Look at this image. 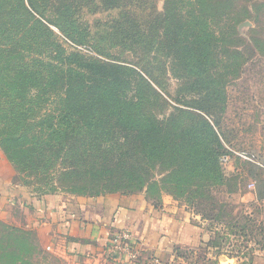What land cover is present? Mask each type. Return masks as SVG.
I'll return each mask as SVG.
<instances>
[{
  "label": "trees",
  "instance_id": "16d2710c",
  "mask_svg": "<svg viewBox=\"0 0 264 264\" xmlns=\"http://www.w3.org/2000/svg\"><path fill=\"white\" fill-rule=\"evenodd\" d=\"M154 1H103L105 7L117 9V17L109 18L110 29L104 35L122 43V52L133 58L130 64L94 43L90 44L108 60L66 54L52 40L55 63L42 61L34 78L17 74L0 82L8 105L0 108V141L15 164L42 170L52 166L54 177L65 187L94 195L103 191L146 193L167 184L191 189L187 197L192 200L198 196L197 190L225 185L220 157L227 149L218 122L210 124L197 115L196 121L187 117L182 126L179 113L167 121L151 113L154 108L160 112L163 98L149 79L162 90L164 72L160 66L155 72L149 65V39L158 38L159 45L164 41L161 51L172 57L174 66L183 63L185 74H178L194 78L183 84L186 89L208 92L217 85L218 72L213 70L218 57L210 45L220 39L207 21L214 15L213 0H164L161 13L155 11ZM51 23L73 42H91L90 32L78 28V20L66 18L65 13L55 14ZM235 53H222L226 56L223 60L231 62L223 63L225 74H236L241 67ZM3 65L9 70L8 64ZM173 72L177 75L179 71ZM35 85L42 90L38 104L45 102L47 91L54 94L47 123L36 121L34 97L27 93ZM203 111L210 117L207 107ZM245 162L253 176L261 169L249 160ZM206 198L209 200V193ZM194 212L209 219L199 210Z\"/></svg>",
  "mask_w": 264,
  "mask_h": 264
},
{
  "label": "rangeland",
  "instance_id": "374dc122",
  "mask_svg": "<svg viewBox=\"0 0 264 264\" xmlns=\"http://www.w3.org/2000/svg\"><path fill=\"white\" fill-rule=\"evenodd\" d=\"M103 1L0 0V82L6 76L17 74H26L25 76L30 75L34 78L35 70L40 71L39 66L42 61L47 64L51 61L55 63L57 59L51 58L52 54L56 53L52 40H56L66 54L72 52L87 59L97 57L108 60V57L105 58L97 53L96 48L92 46L94 43L110 55L119 56L124 63L130 64L133 58L128 53L122 52V49H125L120 45L122 43L104 35L105 30L110 29L107 27L110 24L109 18L117 17V9L105 7ZM225 1L213 0L214 15L207 18L209 27L220 39L217 43L211 42L210 47L216 51L215 56L221 59L215 58L217 66L213 71L218 72L215 79L217 85L208 92L204 89L192 91L186 89L183 84L193 81L194 78L178 74H185L182 69L183 63L174 66L172 57L161 51L165 46L164 41L159 45L158 38L149 39L147 45L151 50L148 54L149 65L155 72L158 66L164 72L162 90L149 79L152 87L163 98L159 101L163 103L160 112L154 108L151 113L164 121L174 113H179L182 126L187 123V117L196 121L199 118L197 115L204 116L210 124L213 120L220 124V131L217 130L222 132V138L225 136L224 140L228 144L232 140L230 144L232 148L247 151L253 148L252 136L258 134L264 124V0H227L226 3ZM163 4L164 0L154 1L157 13L163 11ZM62 12L65 13L66 18L78 20L80 23L78 28L90 32L91 42H73L51 23L55 14L59 17L63 15ZM161 31L162 29L159 28L158 32ZM225 50L237 52L233 56L241 62V67L236 74L224 73L223 63H231L227 59L223 60V57H226L222 54ZM4 62L8 64L9 70L4 69L6 66L3 65ZM175 69L179 71L177 75L173 72ZM27 93L34 97V109L38 112L36 121L42 120L47 123L53 111L54 94L47 91L43 96L45 102L38 104L37 97L42 93L40 87L32 86ZM3 94L0 88V108H8ZM205 107L209 109L210 117L204 115ZM241 128L244 129L242 133H240ZM0 155L4 157L10 168L9 190L14 195L18 193L28 197H38L45 193H55L65 198L76 199L106 194L104 191L99 192L98 195L91 194L93 192L82 193L65 187L56 180V176L54 177L55 168L52 166L49 168L45 166L47 169L42 170L33 166L15 164L5 152L1 141ZM235 155L236 159L240 160V157ZM237 162L243 164V167L246 166L243 162ZM156 177L159 179L158 175ZM226 179L223 186L215 189L210 187L208 191L197 190L198 196L192 200L187 197L191 189L185 187L175 189L165 184L156 186L146 193L144 191L149 199L157 201L162 195L168 194L180 203L193 210H199L209 217L206 220L216 233L211 245L212 249L215 248L213 249L215 253L217 252L215 256L217 262L213 264H219V260H221L220 264H233V259L249 256L255 248L264 250V228L254 223L256 219L260 221L261 213H255L254 210L252 216L244 214L240 203L226 198L227 192L245 187L247 178L241 174L227 176ZM180 193L184 194L180 195ZM207 193L209 200L206 198ZM12 201V204L8 202L9 208L5 216H0V264H67L62 251V235L60 231L58 232L54 221L46 215L36 217L38 220L31 221V223L35 222L33 225L27 224V216H33L31 209L23 210L19 207L18 201L16 202L18 206L14 205L15 200ZM204 248L205 246L200 245L190 250L191 252L186 251L182 254L186 259L184 262L212 264L203 259L206 255Z\"/></svg>",
  "mask_w": 264,
  "mask_h": 264
},
{
  "label": "crops",
  "instance_id": "0c3cea01",
  "mask_svg": "<svg viewBox=\"0 0 264 264\" xmlns=\"http://www.w3.org/2000/svg\"><path fill=\"white\" fill-rule=\"evenodd\" d=\"M243 131L241 128L240 133ZM252 139V150H236L230 145L232 140L230 144L224 142V145L264 162V124ZM237 157L240 160L232 154L230 161L223 165L226 168L223 170L228 177L243 174L248 180L247 185L227 192L226 198L240 203L244 214L252 216L254 210L261 213L260 221L256 219L254 223L264 228V170L256 169L253 176L248 172L250 165L245 162L246 159L240 155ZM9 170L0 155V216H5L8 202L12 204V200L23 210L31 209L33 216H27V224L33 225L35 222L31 221L38 220L36 217L47 215L62 235V251L67 264H124L126 253L113 251L109 244L110 237L123 229L130 231V247L137 253L132 264H187L182 254L200 245L205 246L203 259L217 262V252L211 248L216 234L211 225L192 208L168 194L162 195L159 201L149 199L144 191L134 194L106 193L76 199L55 193L38 197L14 195L9 190ZM252 182L253 186H249ZM233 261V264H264V250L255 248L249 256Z\"/></svg>",
  "mask_w": 264,
  "mask_h": 264
},
{
  "label": "built area",
  "instance_id": "2783aa9c",
  "mask_svg": "<svg viewBox=\"0 0 264 264\" xmlns=\"http://www.w3.org/2000/svg\"><path fill=\"white\" fill-rule=\"evenodd\" d=\"M225 147L227 149V152L221 155L220 157V162L222 165H225L230 161L232 154H238L242 158L253 162L254 164H256L257 166H259L261 169L264 170V162L258 159H255L253 157H248L246 155L237 153L227 145H225ZM253 184L254 182L249 184V186H253ZM130 241H131V234L128 229H123L113 234L110 237L109 244L112 247V250L120 252V253H126L127 257H126V260L124 261V264H132L135 262L137 258V253L130 247Z\"/></svg>",
  "mask_w": 264,
  "mask_h": 264
}]
</instances>
